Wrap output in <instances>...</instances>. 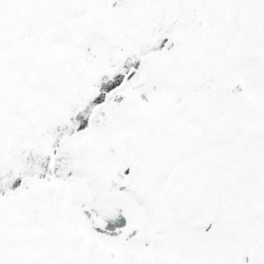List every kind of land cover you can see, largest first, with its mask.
Returning a JSON list of instances; mask_svg holds the SVG:
<instances>
[{
  "label": "snow or ice",
  "instance_id": "obj_1",
  "mask_svg": "<svg viewBox=\"0 0 264 264\" xmlns=\"http://www.w3.org/2000/svg\"><path fill=\"white\" fill-rule=\"evenodd\" d=\"M0 264H264V0H0Z\"/></svg>",
  "mask_w": 264,
  "mask_h": 264
}]
</instances>
